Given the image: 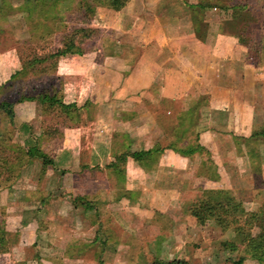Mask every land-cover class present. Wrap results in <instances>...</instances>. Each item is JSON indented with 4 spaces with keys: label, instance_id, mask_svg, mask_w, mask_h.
I'll return each instance as SVG.
<instances>
[{
    "label": "crops",
    "instance_id": "0c3cea01",
    "mask_svg": "<svg viewBox=\"0 0 264 264\" xmlns=\"http://www.w3.org/2000/svg\"><path fill=\"white\" fill-rule=\"evenodd\" d=\"M104 14L111 17L112 45L88 64L123 79L131 73L128 65L140 62L133 97L122 99L118 90L108 96L107 150L105 141L93 137L78 151V140L64 138V129L63 147L45 151V138L39 143L36 136L39 129L26 124L34 114L21 113V128L28 135L19 143L36 151L19 172L20 189L9 190L26 198L20 197L10 213L6 196L5 230L18 231L20 237L31 233V247L39 253L34 254L47 263L53 251H62L63 260L85 264H156L172 258L193 264H260L237 242L234 227L221 229L209 219L199 223L187 207L208 188L228 191L246 210L264 199V134H253L264 124V0H127ZM101 106L93 107L101 111ZM100 117L96 114L93 122ZM180 127L183 136L173 137ZM181 143L187 150L178 149ZM152 147L162 150L140 159L127 155L122 172L106 167L119 150ZM133 168L141 176L164 174L156 195L144 199L145 189L131 186ZM175 170L183 186L169 175ZM160 197L164 202L156 203ZM177 200L182 212L170 216L167 209ZM147 219L156 230L146 250L139 234ZM176 224L189 226L192 237L187 238L186 229L177 236ZM129 230V240H142L122 247L123 231ZM60 235L64 243L57 248ZM223 241L236 246L219 248ZM66 244L75 251L66 253Z\"/></svg>",
    "mask_w": 264,
    "mask_h": 264
},
{
    "label": "rangeland",
    "instance_id": "374dc122",
    "mask_svg": "<svg viewBox=\"0 0 264 264\" xmlns=\"http://www.w3.org/2000/svg\"><path fill=\"white\" fill-rule=\"evenodd\" d=\"M107 2V0H0V102L3 100L2 95L8 99L7 110L1 112L0 108V188L1 184L5 185L9 182L10 177L11 180L13 179V182L5 190V199H2L3 194L1 195L0 190V221L1 219H4V221L7 219V195L11 201L7 210L10 213L13 206L18 204L20 197L26 198L21 192L9 191L14 187L20 189V174L12 178L11 172H15L18 163L21 160L23 162L26 158L22 145L27 144V142L19 143L21 139L25 140L28 135V130L24 131V128H21L20 115L23 112L34 114V118L26 121V124L30 125L31 123L36 126L37 130L39 129V134L36 136L39 143V139L45 138L44 144L46 145L42 144L41 147L45 151L51 150L48 146L62 148L65 141L63 139L66 136L73 139V141L78 140L75 143L78 151L86 149V144L93 137H100L105 141L102 148L106 149L111 134V124L108 119L110 113L107 111V107L112 104L110 102L112 99H109L108 96L110 94L114 95V92L118 90V95L122 99L133 97L130 90L137 85L141 68L140 62L129 64L128 67L131 69V73L124 75L123 79L117 78L108 69L106 71L102 70L104 67L100 69V65L88 64L97 61L96 59L101 56L105 48L107 49L112 45L110 42L112 30L107 26L111 17L104 14L110 8ZM261 17L264 23V15H261ZM68 44L72 46L66 49ZM77 47L83 52L76 54L74 50ZM151 83L154 85V80H151ZM52 84L62 90L65 88L66 97L63 99L67 102L75 100L80 106L79 111H71V109L70 111H61L59 106L49 105L46 107L36 97L28 98L32 96L36 88L44 90ZM152 87H150V90ZM150 90H147L144 96H147L151 92ZM136 91L138 93V90ZM19 97L22 99L17 100ZM106 98H108V101L104 100ZM100 103L103 108H101V111H98V109L95 111L93 106ZM150 105L154 106L153 102ZM7 111L10 112L12 122H9ZM96 114L101 116V120L93 122ZM18 122L20 123L15 125ZM32 125H30V128H32ZM117 125L119 126V123ZM65 126L72 128L68 130V132L72 131L70 134H67ZM64 129V138L62 139L61 132ZM180 131L181 129L177 128V133H173V137L183 136L182 131ZM185 140H187V136ZM181 144L178 148L180 150L183 149L182 146H186V144ZM188 144L190 145H187V147H191V144L194 146V143ZM80 146L81 148H79ZM185 150L187 148L183 149V151ZM56 162V166H59L60 161L57 160ZM13 163L16 164L13 165ZM31 167L35 166L32 165ZM131 173L135 177L131 176L130 178H134V181L129 180V183L131 186L145 189L144 199H148V196L153 194L156 195V186L164 181L162 179L163 173L161 175L141 176L134 168ZM169 175L174 179H178L177 170L169 172ZM179 179L181 180L180 185L183 186L182 179ZM179 196L180 198L184 197L183 193H180ZM157 200L164 202L165 197L156 199V203ZM178 202V200L173 202L167 209L170 216H178L182 212L181 205L177 204ZM3 206L5 211H3ZM186 206L187 204H184V209ZM16 210H20V208ZM28 217L30 219V216ZM132 218L136 221L133 225H139V218L135 215ZM153 224L156 225L150 219H147L145 227H141L139 235L144 237L143 240L140 236H136L138 238L134 236L132 240H129L132 231H123L125 241L122 236V247H125L124 245L129 247L130 241H135L136 245H139V241L142 240L140 245H144L146 250L150 249L151 245L149 246V244L152 243L150 234L156 230ZM164 225L167 227L166 224ZM173 226L177 229V236L181 235L186 229L187 238L192 237V234L189 233V226L186 228L184 224ZM257 230V226L251 227L253 233ZM55 236L56 234H54ZM3 237L5 240L2 241L4 249L2 250L0 247V264H85L81 261L76 262L69 259V257L63 260V257L59 256L62 251H53V254L50 255V261L48 263L43 262L38 255L39 253L34 252L35 250L31 247V233L29 232L27 236L20 237L18 231L13 232L10 230L7 232L4 230ZM34 243L37 244L36 241ZM63 243L61 235L58 240L55 239L57 248L62 247ZM220 246L219 248H223L222 244ZM73 251L75 249L72 245L66 244V253ZM159 262L158 264H162L166 261ZM86 263L91 264L93 262L87 261Z\"/></svg>",
    "mask_w": 264,
    "mask_h": 264
},
{
    "label": "trees",
    "instance_id": "16d2710c",
    "mask_svg": "<svg viewBox=\"0 0 264 264\" xmlns=\"http://www.w3.org/2000/svg\"><path fill=\"white\" fill-rule=\"evenodd\" d=\"M107 5L115 10L120 9L127 0H107ZM71 44H68L66 49H68ZM79 47L74 50L75 53H80ZM83 52V51H82ZM6 86V85H5ZM5 88V87H4ZM61 89V88H60ZM56 85L52 84V86H48V89L40 90L35 89L32 96L28 98L36 97L40 100L46 107L49 105L59 106L61 111H79L80 106L75 101H65L63 98V90H60ZM3 100L0 102L1 112L5 109L7 110V103L8 99L2 95ZM24 98V97H23ZM27 98V99H28ZM22 99L21 97L17 98V100ZM26 99V98H25ZM45 109V107H44ZM9 115V122H12L10 112L7 111ZM77 115V114H75ZM182 134L184 133V129L181 128ZM180 131V132H181ZM253 134L259 135L264 134V124L260 127L257 131ZM22 149L25 151L26 158L22 162L18 163L15 172H11L12 178L17 177L21 168L27 162L29 156L33 154V151H36V147H25L22 145ZM158 147H152L146 150L140 151H129L128 149L119 150L117 153L114 154V162L107 164V168H112L116 172H122L126 156L131 155L140 159V156H148L150 154H154L158 152ZM183 149H181V152ZM16 164V163H15ZM13 163V165H15ZM13 180V179H12ZM11 177L9 182L5 185L1 184V195L3 196L2 199H5V190L10 186L13 182ZM4 201V200H3ZM4 205V204H3ZM3 211L5 208L3 206ZM187 212L193 215L199 223H203L205 220H212L216 223L221 229H226L230 226L235 228L236 232V240L237 242H241L245 244V252L251 257L256 259L260 264H264V199L260 202L258 207L254 210H246L241 200L228 193V191H215L213 189H204L201 192L200 197L190 203L187 207ZM252 226H257L258 230L254 233L251 231ZM5 230V221L4 219L0 221V247L3 250L2 244L4 243L3 233ZM223 246L234 249L236 244L235 241H223ZM242 257L240 258V260ZM156 264L159 261H154ZM240 261H238L239 263ZM162 264H193L189 260L185 258H172Z\"/></svg>",
    "mask_w": 264,
    "mask_h": 264
}]
</instances>
